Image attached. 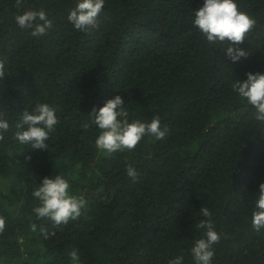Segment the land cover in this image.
I'll return each instance as SVG.
<instances>
[{"label": "trees", "instance_id": "1", "mask_svg": "<svg viewBox=\"0 0 264 264\" xmlns=\"http://www.w3.org/2000/svg\"><path fill=\"white\" fill-rule=\"evenodd\" d=\"M202 2L105 0L99 26L85 33L67 20L76 0H0V107L11 125L0 141V264H168L181 254L193 264L202 207L221 236L212 264H264V229L251 224L264 182V122L230 87L236 76L264 72V0H237L256 24L239 45L250 54L236 62L192 25ZM25 9L47 13L46 34L17 26ZM115 95L130 120L158 116L165 138L100 152L95 126L84 125L93 105ZM41 102L59 122L48 149H32L13 132L20 112ZM57 172L86 200L60 225L36 216L32 196Z\"/></svg>", "mask_w": 264, "mask_h": 264}, {"label": "clouds", "instance_id": "2", "mask_svg": "<svg viewBox=\"0 0 264 264\" xmlns=\"http://www.w3.org/2000/svg\"><path fill=\"white\" fill-rule=\"evenodd\" d=\"M22 4L23 0H17ZM105 0H76L75 6L69 10L68 22L81 32H89L97 28L98 17ZM15 23L22 29H30L33 37L43 36L52 27V21L43 9H25L14 17ZM256 21L246 12L239 10L237 0H203L194 8L192 25L204 36L211 45H219L224 55L236 62L248 56V50L240 47L247 40L248 33ZM5 75L3 62H0V79ZM246 78L236 76L231 81L232 91L251 105L254 119L264 122V72H246ZM126 102L120 95L107 99L102 105H93L89 112V123L85 128L95 126L98 133L94 141L96 148L105 154L117 151L133 150L144 137L163 140L167 128L161 126L160 118L153 116L150 120L139 118L129 119ZM57 109L46 102L36 103L30 110L20 112L15 122L14 138L19 144L32 149H48L47 141L58 124ZM11 125L8 113L0 107V141L5 139ZM30 159V157H26ZM127 176L135 180L137 170L128 165ZM32 196L39 202L33 211L38 218H48L54 224H67L81 215L86 200L70 191V183L63 174L43 176L32 191ZM202 219L195 223L202 235L193 240L190 255L193 264H212L214 244L221 236L216 231L212 213L208 208L199 209ZM251 224L255 231L264 229V182L255 191V200L251 214ZM5 221L0 217V231ZM72 261L78 262V251L70 252ZM168 264H184V256L176 255L169 259Z\"/></svg>", "mask_w": 264, "mask_h": 264}]
</instances>
